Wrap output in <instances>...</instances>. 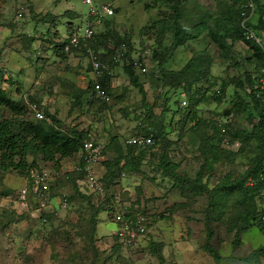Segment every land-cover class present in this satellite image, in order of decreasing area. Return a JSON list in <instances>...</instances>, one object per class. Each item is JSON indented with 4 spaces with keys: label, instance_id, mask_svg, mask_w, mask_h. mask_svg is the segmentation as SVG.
Wrapping results in <instances>:
<instances>
[{
    "label": "rangeland",
    "instance_id": "374dc122",
    "mask_svg": "<svg viewBox=\"0 0 264 264\" xmlns=\"http://www.w3.org/2000/svg\"><path fill=\"white\" fill-rule=\"evenodd\" d=\"M215 1L194 0L186 8L200 5L201 11L197 10L209 16L207 20L212 23L208 12L216 9ZM164 4L165 0L114 1L115 13L109 29L119 38L126 36L131 40L134 47L129 52L131 56L140 54L144 47L167 51L161 46H169L170 34L162 36L160 45L151 27L153 20L162 19ZM256 12L255 9L254 19ZM86 14L87 7L81 0H0V85L16 100L36 99L43 111L56 110L63 130L71 126L89 128L95 134V141L104 146V155L110 162L119 153L124 155L126 138L154 131L155 127L165 126L168 141L157 137L153 149L129 158V166L124 167L121 162L124 177L110 187L107 196L91 197L90 201L75 194L69 177L66 178L76 166L78 155L73 160H61L57 166L44 161L39 154H29L28 160L36 165L30 174L47 171L52 176L50 187L56 178L63 184L62 194H66V199L54 197L46 222L41 221L38 213L21 206L18 192L27 184L26 177L15 171L0 173V264H250L252 254L263 246L264 232L257 226L248 227L250 221H243L238 190L230 188V182L246 172L260 154L256 139L233 136L239 129L249 133L258 116L251 103L247 110L238 112L231 102L235 91L248 101L244 95V90L247 92L244 69L252 72L254 80L258 75L259 68L246 60L250 50L237 40L232 61L224 69L206 33L174 50L163 63L165 69L178 70L193 51L207 50L214 58L210 81L219 75L227 79V86L218 82L211 87L209 81L200 82L198 85L206 95L197 103L189 102L179 89L170 87L165 76L136 72L146 94L143 100L123 69L124 61L112 69L109 102H87L88 92L80 93V87L92 75L87 53L83 48H73L60 57L53 50L57 37L69 34L67 23L81 24ZM103 29L100 26L96 31ZM98 44L106 48V43ZM147 64L149 67L155 64L151 55ZM235 77L244 80V89L236 88L231 81ZM215 90L223 94L221 102L209 98ZM166 92L168 103L164 101ZM183 99L185 105L181 104ZM175 100L179 101V111H174ZM192 107L196 109L195 115ZM225 110L228 115L224 114ZM0 115L10 117L5 108H0ZM213 123L220 126L222 133L225 128H231L221 141H209L223 148L218 155L213 148H206ZM235 142L239 145H234ZM161 157L176 164L175 172L179 176L194 179L200 173L207 190L184 195L179 183L163 172ZM102 169L103 177L107 176L106 161L102 162ZM219 185L223 189L211 194L210 190ZM112 201L116 205L113 213L129 204L138 205L149 214L147 232L134 245L125 246L116 241V226L109 213ZM96 209L101 211L92 228V212ZM241 226L244 228L240 229ZM207 242L217 251L218 259L207 251Z\"/></svg>",
    "mask_w": 264,
    "mask_h": 264
},
{
    "label": "trees",
    "instance_id": "16d2710c",
    "mask_svg": "<svg viewBox=\"0 0 264 264\" xmlns=\"http://www.w3.org/2000/svg\"><path fill=\"white\" fill-rule=\"evenodd\" d=\"M190 1L194 0H165L164 5L166 6V9L162 12V19L153 20L151 27L152 32L155 33L157 38L159 39L158 43L163 41L162 36L166 33L170 34L171 41L169 43V46H161V49H164L165 51L167 50L165 53H163L164 51L157 52L154 48H151L150 50L151 59L155 62V65L159 69V74L157 75L165 76L167 84H169L170 87L179 89V93L182 94L181 96L186 97L189 102L192 101L193 103H197L201 99H204L206 95L202 92H206L204 88L198 85L200 82L204 80L209 81L211 87L218 82L221 83V86H227V79L219 75L214 76L216 78H213L210 81V76L212 75L210 71L214 58L213 55H211L207 50L193 51V55L178 70L165 69L163 67V63L167 62L168 57L174 50H176L178 47L186 45V43H188V41L190 40H198L202 33H206L210 39V42L213 43L216 47V56L223 61V63H221L222 69H224L225 66H228L232 61L233 54L235 53L234 43L237 40L242 41L250 50V56L246 60H248L249 62H253L255 68H259L263 64V52L257 43H255L251 39L249 40L245 38L243 30L240 27V22L248 17L250 13V9L246 8L245 6L250 0L215 1L217 6L216 9L212 13L208 12L212 16V23L208 22L207 20V17L209 16H204V14L200 12V5L197 4L187 9L186 6ZM218 1L220 4L218 3ZM252 1L255 5L257 14H259V17L257 16L258 18L251 19L249 21L247 19L245 25L257 32V30L261 28L264 29V20L262 17L264 15V3L261 2V0ZM113 7L115 9V6ZM197 9L200 11H198ZM243 12L245 13V15L242 14ZM48 16L49 18H51V20H53L52 15L48 14ZM113 17L114 15L103 20L101 26H103L104 29L101 32L97 33L95 29L94 42L91 43V48L99 56L100 59L108 61L111 58L112 54L109 45L114 44V46H120L121 43H124L126 45V49L124 51L125 57L121 59V62L124 61L123 69L129 76L131 84L138 89L142 96V99L145 100L146 94L143 86L139 82L137 73L134 70V66L129 63V57L131 56V53L129 52L132 51L133 47L132 42L126 36H124L123 38H119L116 35V32L114 33V31H111L109 29V26L113 21ZM254 20L255 23L253 22ZM67 24L70 25V22H68ZM73 30L74 28L71 29V26H68L69 35L73 32ZM55 42L56 43H54L53 46L54 52L60 57H65V54L67 53V51L65 50V45L69 43V39L60 38V36H58ZM98 43H106V48H104L105 50ZM159 44L161 45L162 43ZM145 48L146 47H144V49ZM89 73H91V65ZM244 74V80L245 82H247V92H245L244 90V95L248 97V101H244L240 96V93L238 91H235V98L231 100V102L234 104L238 112L247 110L249 107V103H251L253 107L258 110V116L256 122H252V128L249 133L246 130L239 129L238 131L233 132V136L242 139H256L259 143L260 154L246 172H244L234 181L230 182V188L236 187L238 190L239 199L242 202L241 203L239 201V203H241V206H243V221H250V223H248V227L257 226L258 229L264 232V226L257 225L255 222L258 215V209L255 202L256 193H258L260 188H264V106L258 103L254 96V79L251 77L252 72L246 68V70L244 69ZM157 75L155 74V76ZM104 79L105 80H102L101 84L110 94L111 78L107 76ZM244 80L235 77L232 78L231 81L234 82L233 84L236 86V88L240 87L244 89ZM93 81L94 80L92 79L91 75L90 78L87 79V83L85 84V86L80 87V93L84 95L85 93L89 92L92 89L94 83ZM218 93L219 90H215V92L209 95V98L217 102H221L224 96L223 94L219 95ZM164 99V101L168 103L169 100L167 92L165 93ZM34 100L39 102L36 99H32V101ZM79 101V97H76L75 102L79 104ZM94 101L102 102L99 100ZM178 102V100H175L176 108L174 109V111H179L177 105ZM105 103L106 102H103V104ZM188 107H191V104ZM0 108H5L10 113V117L4 118L0 115V173L15 171L18 174L24 175L26 179H29L31 170L36 167L33 161L28 160L29 154H39L44 161L52 162L54 165L58 166V163L62 158L72 157L79 153V151L83 147L84 139L87 137V134L89 132V128L79 129V127L77 126H71L67 130H63V125L61 123V120L57 117L56 112L51 113L47 108L44 109L43 112L48 120L34 119L33 114L29 110L27 104L22 100H16L12 98L7 93L5 88H3L1 85ZM168 109L170 108H164L161 115H164ZM190 109L194 114L196 109L193 107ZM194 115L193 117H195ZM251 118L252 117H250L248 120L251 121ZM225 124H223L224 128L226 126ZM212 126L213 132L211 136L206 138V148H213L215 155H218L220 151H224L223 148L220 147L221 145L219 146L218 144H212L209 141H212L213 139H215L216 141L217 139L221 141L222 135L226 136L228 132H231V128H225L226 131L222 133L220 126H218L216 123H213ZM155 128L156 129L154 131H152L153 129H151L150 131L144 132L145 135H151L154 139V143L152 146H150L149 150L153 149V147L156 146V140H159V138L157 137H160L164 142L168 141L166 138L167 133L164 129L165 126H159ZM117 149L121 152L120 147ZM122 152L124 153V155L119 153V155L114 160L112 159L113 162H110L107 159L103 161H106V166L108 168L107 176H102V179L100 181L105 189L104 193H86L82 191L80 189V185L78 184V179L82 177V173L77 171L76 169H71L69 170V173L66 174V178L69 177V182L72 186L73 192L88 201H90L91 197H95L98 195H102V197L107 196V194H109L108 192L110 190V187L113 185H117L121 180V162L124 163L122 166H129V158H137L139 155L144 154L147 151L141 150L139 151V153H136L135 150L129 146L126 148V150H124L123 148ZM111 167H113L112 170ZM160 167L162 168L165 175L171 176L177 183H179V188L181 192L184 193V195H187L190 192L196 194L198 191L207 190L206 185L201 183L202 175L200 173L194 179L186 176H179L175 172L176 164H172V162L165 157H161ZM249 180H252L253 183L249 184ZM220 189H223L222 185L214 186V188H212L210 192L211 194H213ZM62 193L63 184L59 181L57 182L55 178L52 186L49 188V194H51L53 198L56 196H62V198L66 199V194ZM115 208L116 205L114 204V201H112L110 207L111 210L109 211V213L111 212L112 214L111 217L114 214L113 212ZM100 211L101 210L96 209L92 212V228L96 224L95 217L98 218L97 214H99ZM126 212V216H135L137 213L148 214L146 213V210L140 208L138 205H135L134 207L132 205H129V207H127L126 209ZM147 216L148 218H150L149 214ZM42 217H45L46 220L41 221L46 222L50 218V214H42L41 218ZM242 228L244 227L241 226L240 229ZM91 234H93L92 231ZM115 238L116 241L120 242L116 236ZM118 242L117 244L119 246ZM207 245V251L213 257L218 259L219 257L217 251H215V249H213L208 244V242ZM153 248L154 251L157 252V249L154 246ZM263 255L264 243L258 253L255 252L254 254H252L251 258H253V262H250V264H261V258Z\"/></svg>",
    "mask_w": 264,
    "mask_h": 264
},
{
    "label": "built area",
    "instance_id": "2783aa9c",
    "mask_svg": "<svg viewBox=\"0 0 264 264\" xmlns=\"http://www.w3.org/2000/svg\"><path fill=\"white\" fill-rule=\"evenodd\" d=\"M87 7V14L81 24H77L74 27L73 32L66 36L69 39V43L65 45L67 53L72 51V48H83L88 54L89 62L91 65L92 79L94 80L92 89L86 94V101L92 102L99 100L102 102H109L110 94L102 86L101 82L104 81L107 76L112 77L113 66L121 62L124 56L126 45L121 43L120 46H114L111 44L110 50L112 51L111 58L108 61H104L92 50L91 43L94 42L95 29L101 26L102 22L106 18H110L114 15V1L115 0H81ZM246 8L250 9L249 15L253 10V3L249 1ZM245 15V13H242ZM248 15V17H249ZM246 17L240 22V27L243 30V34L246 39H251L258 46L261 47L264 55V30L258 34L245 25ZM150 54V49L145 48L142 53L129 57V63L138 69L141 73L154 75L157 72L153 68H148L146 55ZM255 97L259 103L264 106V61L260 68V74L258 75L254 84ZM29 110L32 112L34 119L43 120L48 118L45 116L39 102L25 100ZM182 105L186 104V100L181 101ZM154 143V139L151 135L136 134L132 137L126 138L124 141V147H132L136 153L141 150L149 151L150 146ZM236 146L239 145L235 142ZM104 146L95 141V134L90 131L87 137L84 139L83 147L78 153V161L73 169L82 173V177L78 179L80 189L86 193L99 192L104 193L105 189L101 184L103 174H100L97 167L106 160V156L103 152ZM121 178L124 177V173L121 172ZM123 176V177H122ZM52 176L47 171H41L39 173L30 174V178L27 179V184L23 186L19 192V200L23 208H30L32 213H38L37 216L41 218L42 214H49L53 209L52 201L49 194L50 181ZM249 184L253 183L249 180ZM114 186V185H113ZM33 202V205L30 203ZM256 206L258 209L257 219L255 220L257 225L264 226V188H260L256 193ZM129 204H126L123 210L116 211L112 216V222L115 224L114 235L125 246L134 245L141 236H144L147 232L148 216L147 214L137 213L135 216H126V209ZM44 211L45 213H41ZM147 213V211H146ZM45 221V217L41 218ZM261 264H264V255L261 258Z\"/></svg>",
    "mask_w": 264,
    "mask_h": 264
},
{
    "label": "clouds",
    "instance_id": "9594fccd",
    "mask_svg": "<svg viewBox=\"0 0 264 264\" xmlns=\"http://www.w3.org/2000/svg\"><path fill=\"white\" fill-rule=\"evenodd\" d=\"M250 1H252V0H250ZM252 3H253V1H252ZM115 13V12H114ZM256 14H257V12H256ZM254 15H255V5H254V3H253V10H252V13L249 15V17H248V21L249 20H251V19H254ZM257 16H258V14L256 15V17L255 18H257ZM262 17H264V15L262 16ZM250 18V19H249ZM77 24H75V25H73V24H70L69 26H71V29L72 28H74L75 26H76ZM251 29V28H250ZM262 30H264L263 28H261V29H259V30H257V32L255 31V30H253L254 32H256L257 34L260 32V31H262ZM69 34H67V35H64V36H61L60 38H65L66 36H68ZM260 47V46H259ZM261 48V47H260ZM144 50V49H143ZM263 52V51H262ZM149 56L151 55V50H150V54H148ZM148 55H146V59H148ZM131 57V56H130ZM263 61H264V55H263ZM148 65V64H147ZM212 65H213V63H212ZM263 65V64H262ZM262 65L259 67V72H258V75L260 74V68L262 67ZM148 68H153V69H155V71L157 72L156 73V75L157 74H159V69H158V67L154 64L153 65V67H149L148 66ZM136 69V68H135ZM136 72L137 73H141L138 69H136ZM142 74V73H141ZM258 75L256 76V78H255V80L253 81V91H254V84H255V82H256V79H257V77H258ZM254 79V78H253ZM254 96H255V91H254ZM256 98V97H255ZM256 101L259 103V101H258V99L256 98ZM143 134V133H142Z\"/></svg>",
    "mask_w": 264,
    "mask_h": 264
},
{
    "label": "crops",
    "instance_id": "0c3cea01",
    "mask_svg": "<svg viewBox=\"0 0 264 264\" xmlns=\"http://www.w3.org/2000/svg\"><path fill=\"white\" fill-rule=\"evenodd\" d=\"M6 79V78H5ZM55 112H56V115H57V111L55 110ZM57 117H59V115L57 116ZM96 133H98V130H96ZM78 154H76V155H74V156H72V157H65L66 159H71V160H73L74 158H75V156H77ZM79 156V155H78ZM65 158H62L61 160L63 161V159H65ZM60 160V161H61ZM61 161V162H62ZM77 162V161H76ZM62 164V163H61ZM77 164V163H76ZM61 168H63L62 166H60V169ZM97 170H98V172L100 173V174H102V171H103V169H102V164L100 165V166H98L97 167Z\"/></svg>",
    "mask_w": 264,
    "mask_h": 264
},
{
    "label": "water",
    "instance_id": "95a60500",
    "mask_svg": "<svg viewBox=\"0 0 264 264\" xmlns=\"http://www.w3.org/2000/svg\"><path fill=\"white\" fill-rule=\"evenodd\" d=\"M224 114H227V115H228V110H225V111H224Z\"/></svg>",
    "mask_w": 264,
    "mask_h": 264
}]
</instances>
